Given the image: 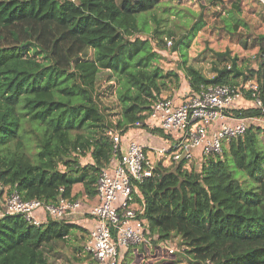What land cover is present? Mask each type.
I'll use <instances>...</instances> for the list:
<instances>
[{
  "label": "trees",
  "instance_id": "trees-1",
  "mask_svg": "<svg viewBox=\"0 0 264 264\" xmlns=\"http://www.w3.org/2000/svg\"><path fill=\"white\" fill-rule=\"evenodd\" d=\"M175 1L0 0V183L8 193L16 190L24 200L45 203L95 195L99 174L116 158L108 131L124 135L151 109L146 100L135 102L131 120L114 124L101 104V76L110 72L113 78V63L134 36L151 32L163 40L162 19L152 13L163 9L185 16L179 8L184 0ZM192 1L200 3L202 11L190 20L186 33L171 40L173 52L205 28V2L220 4L225 32L236 34L247 27L244 0ZM148 14L155 19L154 29ZM167 35L175 37L171 30ZM255 39L257 67L245 66L231 51L214 50L212 78L188 65L184 52L176 67L194 92L256 80L264 103V35ZM159 46H164L162 41ZM233 114L264 116L256 108ZM263 128L251 126L201 165L160 164L154 177L135 182L133 201L153 243L174 244L178 252L170 255L157 246L135 245L122 251L121 264L129 263L124 262L128 253L135 257L131 264H181L180 259L188 264H264ZM147 129L169 136L162 129ZM77 185L82 189L75 193ZM78 229L66 218H48L37 227L21 214L0 215V264H58V243L68 242L71 233L78 237ZM74 251L78 263L87 259L76 254L82 253V246Z\"/></svg>",
  "mask_w": 264,
  "mask_h": 264
},
{
  "label": "built area",
  "instance_id": "built-area-1",
  "mask_svg": "<svg viewBox=\"0 0 264 264\" xmlns=\"http://www.w3.org/2000/svg\"><path fill=\"white\" fill-rule=\"evenodd\" d=\"M182 1V0H179ZM264 7V0H257ZM172 45L169 41L168 47ZM183 100L177 102L171 95L156 100L146 121H137L134 127L147 126L162 129L171 137L168 145L149 148L130 141L123 148L120 130H110L116 158L114 164L99 174L95 195L85 198L60 197L55 203L40 200H24L14 190L0 183L3 190V214H21L32 225L40 227L48 218L63 219L82 210L97 222L90 230L85 251L95 264H121L122 251L135 245L157 246L167 254H176L178 248L165 242L153 243L142 211L133 201L134 183L155 176L156 167L185 162L184 168L201 165L209 158L220 155L224 146L244 136L251 126L264 127V116H235L234 110L256 108L264 113L260 86L256 80H247L238 85H211L194 92L185 80ZM152 155L155 158H152ZM204 264H215L205 261Z\"/></svg>",
  "mask_w": 264,
  "mask_h": 264
},
{
  "label": "rangeland",
  "instance_id": "rangeland-1",
  "mask_svg": "<svg viewBox=\"0 0 264 264\" xmlns=\"http://www.w3.org/2000/svg\"><path fill=\"white\" fill-rule=\"evenodd\" d=\"M161 1L176 3L175 0ZM203 6H205L203 10L207 23L205 28L185 44H181L175 52H173L172 46L168 47L169 41H173L180 34L188 31L191 26L190 20H194L202 11L201 4L197 1L184 0L179 8L183 10L185 16L174 15L171 11L168 13L163 9L153 11L152 15H157L156 17L159 20L162 19L161 28L165 31L162 35L163 40L153 37L151 32L134 36L131 44L122 49L120 59L114 61L112 70H110L113 78L108 77L110 72H105V75L101 76L99 81L101 104L114 124L116 122L122 124V122L131 120L130 118L135 112L133 108L135 102L143 103L146 100L152 106L160 98V95H168L167 92H171L169 90L172 86H176V84L180 86V78H182V83L185 84V73L181 74L176 67L177 63L179 64L182 61V57L184 58L183 52L188 65L199 69L208 78H212L214 75L212 62L216 59V56L212 50L231 51L232 55H238L246 61L245 66L257 67L259 56L255 38L264 35L263 5L257 0H244L242 19L247 23V27H241L236 34H230L222 30L223 25L219 16L222 10L220 4L213 5V3L205 2ZM152 15L148 14L147 20L154 29L157 24ZM168 30L175 34L174 38L167 35ZM160 41L164 46H159ZM94 53V49L89 51L90 55ZM147 117L143 121H146ZM119 119L121 120L119 121ZM147 128L146 125L143 127H134L133 125L130 129L149 131ZM261 137L264 139V134L261 133ZM155 138L160 139L157 135H155ZM155 138H152V140ZM155 141L160 140H154L152 145L158 144ZM225 146H229V144L226 143ZM87 233L88 239L90 231L87 230ZM68 240V242L61 241L58 243L59 249L57 250L60 253L56 255L55 261L58 264H79L72 256L78 243L75 233H71ZM79 244H81V241H79ZM76 254L86 257L91 264H94L92 257L86 256L84 251ZM125 258L126 261L124 262H129L128 264H131L135 259L134 255H130V253L126 254ZM180 260L181 264H188L185 259Z\"/></svg>",
  "mask_w": 264,
  "mask_h": 264
},
{
  "label": "crops",
  "instance_id": "crops-1",
  "mask_svg": "<svg viewBox=\"0 0 264 264\" xmlns=\"http://www.w3.org/2000/svg\"><path fill=\"white\" fill-rule=\"evenodd\" d=\"M180 80H181V83H179V84H181L180 86H178L176 84V86H172L170 88L169 91H171V92H167L168 95H171L172 97H174L177 102L182 101L183 98H184V96H183L184 92L182 90L183 88H181L182 85H183L182 78H180ZM164 95L165 94H162V95H160V97H162ZM120 120L121 119H119V121ZM151 137L152 138H155V135L152 134V133H150L149 131L129 129L123 135V140H124V142H123V148L125 149L126 146H127V144L130 141H136V142L144 145L145 147L157 148V147H161V146H164V145H168V140L171 138L170 136H168L167 138L159 136L160 139H156V138L154 139V140H160V141H155L158 144L152 145V142L154 140H152ZM152 158H155V156L152 155ZM114 162H116V160ZM114 162L112 163V165L114 164ZM81 189H82V185H77L75 187L74 192L76 193V192L80 191ZM78 198H83L84 199L85 198V195H80ZM88 206H91V203H86L84 205V207L82 208V210L78 211L76 214L69 215L68 217H66V220L68 222L73 223V224H76V225H78L81 228V229H78V231H77L78 237H76V240H79L80 239L81 244H77V245H79V246L82 245L83 251H84V254L85 255H86V253H85V250H84V246H85V242L87 240V235H88L87 230L89 232L97 224V222H96V220L94 218H92L90 216H87V215H84V211L86 210L85 208L88 207ZM83 235L85 236V239L84 240H82V238H81V236H83ZM79 264H91V263L89 262L88 259H86V260H84L83 262H81ZM94 264H95V261H94Z\"/></svg>",
  "mask_w": 264,
  "mask_h": 264
}]
</instances>
